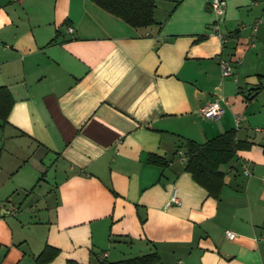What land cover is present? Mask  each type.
Returning a JSON list of instances; mask_svg holds the SVG:
<instances>
[{
  "label": "crops",
  "instance_id": "1",
  "mask_svg": "<svg viewBox=\"0 0 264 264\" xmlns=\"http://www.w3.org/2000/svg\"><path fill=\"white\" fill-rule=\"evenodd\" d=\"M211 2L157 0L156 23L134 28L92 0H0V86L14 100L0 126V264H40L47 246L59 253L45 264L154 252L264 264V0H227L222 15ZM223 98L221 117L200 114ZM231 130L251 145L221 165L215 198L181 151Z\"/></svg>",
  "mask_w": 264,
  "mask_h": 264
},
{
  "label": "trees",
  "instance_id": "2",
  "mask_svg": "<svg viewBox=\"0 0 264 264\" xmlns=\"http://www.w3.org/2000/svg\"><path fill=\"white\" fill-rule=\"evenodd\" d=\"M97 6L115 15L134 28H146L156 23L154 12L157 0H92ZM13 97L6 86H0V126L7 122L13 105ZM250 143L236 139L235 131H227L205 143L188 141L185 154V170L192 174L194 180L208 190L210 195L219 198L224 187L225 173L221 165L229 163L241 149L250 147ZM154 162L165 164L155 156ZM59 250L47 246L37 257L40 264L54 259ZM159 262V255L148 253L126 260L109 262L101 260L100 264H154ZM68 264H74L69 261Z\"/></svg>",
  "mask_w": 264,
  "mask_h": 264
},
{
  "label": "built area",
  "instance_id": "3",
  "mask_svg": "<svg viewBox=\"0 0 264 264\" xmlns=\"http://www.w3.org/2000/svg\"><path fill=\"white\" fill-rule=\"evenodd\" d=\"M226 3H227V0H212L211 6H212V9L214 10V12H216L218 15H222V14H224V11L226 8ZM215 32L222 38V40L224 42H226L228 40L226 36H224L223 34H221L219 32L217 27H216ZM253 44H254V41H253ZM241 62H242V58L239 55H235L233 60L232 59L231 60L221 59L220 67L222 70V74L224 76L234 75L235 74V67H234L235 64H238ZM223 101L227 102V100L223 98L222 100L216 99V100L206 104L205 106H203L200 109V114L204 118H207V119H216V118L221 117L225 111L224 105L222 103ZM240 122H241V116L238 115L236 117L237 126H239ZM257 130L258 131H264V129H262V128H257ZM181 154H183L182 151H181ZM172 202L179 203V198H178L176 193L172 196V198H171L170 202H168V204L172 203ZM226 235L230 239H234L237 236V234L231 230H228L226 232Z\"/></svg>",
  "mask_w": 264,
  "mask_h": 264
},
{
  "label": "water",
  "instance_id": "4",
  "mask_svg": "<svg viewBox=\"0 0 264 264\" xmlns=\"http://www.w3.org/2000/svg\"><path fill=\"white\" fill-rule=\"evenodd\" d=\"M154 264H161L160 262L154 263Z\"/></svg>",
  "mask_w": 264,
  "mask_h": 264
}]
</instances>
